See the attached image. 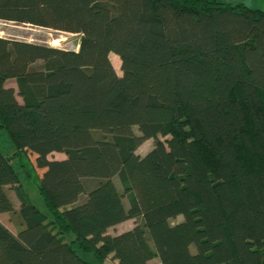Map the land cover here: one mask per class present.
I'll return each instance as SVG.
<instances>
[{
  "label": "trees",
  "instance_id": "obj_1",
  "mask_svg": "<svg viewBox=\"0 0 264 264\" xmlns=\"http://www.w3.org/2000/svg\"><path fill=\"white\" fill-rule=\"evenodd\" d=\"M0 19L81 35L77 50L0 36V214L20 227L0 221V264H264L263 8L0 0Z\"/></svg>",
  "mask_w": 264,
  "mask_h": 264
},
{
  "label": "rangeland",
  "instance_id": "obj_2",
  "mask_svg": "<svg viewBox=\"0 0 264 264\" xmlns=\"http://www.w3.org/2000/svg\"><path fill=\"white\" fill-rule=\"evenodd\" d=\"M229 2H245L247 5L251 7H259L264 9V0H227ZM0 36L7 37L10 39H19V40H25V41H31V42H39V43H45L49 44L51 46L64 48V49H74L77 50L79 48V42L81 35L78 33H72L67 31H61L56 30L48 27H42L33 25L30 23H18L14 21H8V20H2L0 19ZM112 63L118 72V74H122L121 71V59L116 53L110 54ZM42 62H38V66H41ZM8 86H14L17 90V84L15 79H9L7 81ZM21 100V97H19ZM171 137V134H162L158 135L156 138H150L146 140L144 143H142L138 149L137 153L144 156L148 151H150L153 146L155 145L157 140H167ZM52 159H64L66 158L65 153L60 152H53L49 156ZM211 157L209 149L205 152V158L209 161V158ZM31 159L33 162H35V155H31ZM39 173H42V169H38ZM175 171L180 174H185V166L184 164H180L179 166L175 167ZM22 173V171H21ZM35 176L30 178V183L28 182L27 186V193H29V197L32 201H35L39 205H42V202L40 200V196L38 194V189L35 184ZM114 181L118 185L119 190L122 192V186L119 182V177L115 176ZM8 193L13 201L15 209H18L20 206V201L15 194V191L13 188L8 187ZM85 197V196H84ZM84 197H81V200H83ZM125 202L127 203V197H124ZM138 219V218H137ZM136 218L128 219L116 226H113L109 228V233L111 234H118L121 232H124L130 228H132L136 222ZM139 220V219H138ZM183 220V215H178L175 218H172L170 221L171 223H176ZM0 221L3 222L7 227H9L15 234L19 231V226H17L14 221L12 220L11 213H1L0 214ZM109 264H114L112 259L108 260ZM149 264H162L161 260L158 256H155L152 260H150Z\"/></svg>",
  "mask_w": 264,
  "mask_h": 264
}]
</instances>
